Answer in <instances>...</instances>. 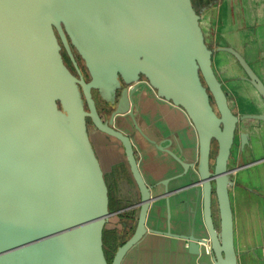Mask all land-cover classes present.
Listing matches in <instances>:
<instances>
[{
    "label": "water",
    "instance_id": "water-1",
    "mask_svg": "<svg viewBox=\"0 0 264 264\" xmlns=\"http://www.w3.org/2000/svg\"><path fill=\"white\" fill-rule=\"evenodd\" d=\"M219 50L235 57L264 101V81L245 56ZM213 54L193 0H0V264H122L148 232L182 238L193 254L207 246L210 264H238L229 159L238 134L243 148L250 143L241 121H264V112L233 111ZM144 86L190 119L199 140L195 163L139 126ZM121 118L184 169L160 182L166 231L148 228L154 185L132 135L117 125ZM89 119L121 143L140 196L134 231L110 261L104 236L113 213ZM191 170L196 179L187 187L200 186L205 237L195 225L190 234L171 229L169 183Z\"/></svg>",
    "mask_w": 264,
    "mask_h": 264
},
{
    "label": "crops",
    "instance_id": "crops-1",
    "mask_svg": "<svg viewBox=\"0 0 264 264\" xmlns=\"http://www.w3.org/2000/svg\"><path fill=\"white\" fill-rule=\"evenodd\" d=\"M193 3L201 15L206 42L214 51L213 62L224 64L232 74L231 79L234 74L238 79L236 83H230V78H225L223 82L218 76L225 91L227 88L224 83L227 81L228 86L234 88L233 92L240 95L239 90L244 89L251 94L245 100L254 99L257 105L262 106L251 104L255 105L252 109L248 103L240 101L235 108L228 94L233 111L238 115L263 113L264 101L245 78L238 61L230 53L219 49L231 47L239 51L264 81V0H193ZM143 89V97L136 98L135 107L138 124L143 132L157 143L169 145L184 161L195 163L199 140L188 116L181 109L160 100L149 87L144 86ZM103 117L108 119L110 115L104 113ZM117 125L132 135L141 171L149 184L154 185V205L149 214L148 228L166 231L167 195L164 194L165 186L160 182L182 173L184 169L170 155L159 151L149 142L130 119L121 118ZM89 131L108 187L114 198L118 199V204L122 205V201L127 200L123 193L132 188L139 199L121 143L94 126ZM240 132L249 134L250 143L243 148L238 134L229 159L233 177L230 197L235 248L238 264H264V121L245 119L240 123ZM193 179L196 176L191 170L186 176L169 183V189L173 191L169 196L171 229L174 233L190 234L195 225L198 231L196 235L205 237L200 186L187 187L193 183ZM135 221L134 216L130 220L132 229ZM117 235L119 244L127 237L124 231ZM122 264H210V253L207 246H202L200 254L190 253L184 239L148 232L126 255Z\"/></svg>",
    "mask_w": 264,
    "mask_h": 264
},
{
    "label": "rangeland",
    "instance_id": "rangeland-1",
    "mask_svg": "<svg viewBox=\"0 0 264 264\" xmlns=\"http://www.w3.org/2000/svg\"><path fill=\"white\" fill-rule=\"evenodd\" d=\"M214 67L216 69V72H217L218 76L223 80V82H224L225 78L226 79L230 78L229 79L230 83L231 82L232 83H236V81L238 80L237 77H235V74L232 76L234 78L231 79V75L232 74H230L229 71L226 70V67L224 66V64L222 65L220 62H218V63L214 62ZM224 84H225V86L227 88L226 92H227V94H229V96H230L229 98H231L230 100H231V102H232V104H233V106L235 108H237V103L240 102V101H242L244 104H245V102L248 103V106L251 107L252 109L255 108V105H251V104H256V106L262 107L259 104L257 105V102L254 99H251L250 101H249V99L245 100L247 98H250V96H251V94L247 93L246 90L240 89L238 93H241V94L238 95L237 93L233 92L234 88H231V87L228 86L227 81H225ZM215 151H216V149H215ZM123 194H124V198L126 197V199H128V200H131V201L133 200L134 201V200L138 199L137 196H136V191L134 190V188H132L130 191L124 192ZM137 212H138V209H135L134 210V216L135 217L137 215ZM120 220L121 219H119L118 216H115L114 218L112 217V219L109 220V222L107 224V227H106V230H105V240H106L105 241L106 242V244H105L106 247L105 248H106L107 255H108V257L110 259H112L113 254L116 251L117 246L119 245V239H118L117 232L118 231L119 232L123 231L122 224H121ZM113 225L117 226V230H118L117 232H114L112 230Z\"/></svg>",
    "mask_w": 264,
    "mask_h": 264
},
{
    "label": "flooded vegetation",
    "instance_id": "flooded-vegetation-1",
    "mask_svg": "<svg viewBox=\"0 0 264 264\" xmlns=\"http://www.w3.org/2000/svg\"><path fill=\"white\" fill-rule=\"evenodd\" d=\"M72 50H73V52H74V54L76 55V58L78 59V61H79V63H80V65H81V67H82V70H83V72H84V74H85V76L87 77V74H86V70H85V67H84V63H83V60L81 59V57L79 56V54L77 53V51H76V49H75V47L74 46H72ZM62 53H63V56H64V59H65V62L68 64V66L71 68V69H73V66H72V63H71V61H70V59H69V56H68V54H67V52H66V50L64 49V48H62ZM95 98H96V101H97V107H98V109H99V112H101V114H104V113H108L109 115H110V113L108 112V106H107V104L98 96V94L95 92ZM100 102V103H99ZM88 124H89V128L91 127V126H94L93 125V123H92V121L89 119L88 120ZM95 127V126H94ZM215 149H216V144L215 145H213V154H214V151H215ZM109 195H110V210H111V212L113 213L112 214V216L113 215H115V216H118L119 217V219H121V224H122V229H123V231H124V233H126V235H127V237H126V239H124V241L125 240H127L131 235H132V233H133V231H134V228H135V226H134V228L132 229V227H131V225H130V220L133 218L134 219V216H133V214H134V210L135 209H138V207H137V205L139 204V202H140V196H138L139 197V199H137V200H125V201H122V205H119L118 204V199H115L114 198V196H113V194L111 193V191H110V189H109ZM138 195H139V193H138ZM117 204V205H116ZM111 216V217H112ZM110 217V218H111ZM110 220V219H109ZM135 223H136V221H135ZM134 225V224H133ZM113 231L114 232H117L118 230H117V226L115 225L114 226V229H113ZM119 232V231H118ZM117 232V233H118ZM106 240H105V236H104V242H105ZM123 240L120 242V244L121 243H123L124 242ZM105 244H106V242H105ZM119 244V245H120ZM118 245V246H119ZM117 246V247H118ZM105 247H106V245H105ZM117 249V248H116ZM105 250H106V248H105ZM107 253V252H106ZM115 253V252H114ZM114 255V254H113ZM107 257H108V255H107ZM108 259H109V261L111 260L109 257H108Z\"/></svg>",
    "mask_w": 264,
    "mask_h": 264
}]
</instances>
